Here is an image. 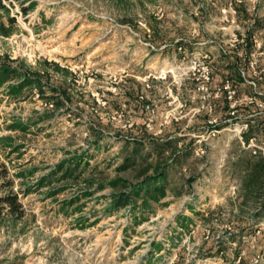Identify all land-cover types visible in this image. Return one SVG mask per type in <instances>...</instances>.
Listing matches in <instances>:
<instances>
[{
    "label": "rangeland",
    "instance_id": "1",
    "mask_svg": "<svg viewBox=\"0 0 264 264\" xmlns=\"http://www.w3.org/2000/svg\"><path fill=\"white\" fill-rule=\"evenodd\" d=\"M253 14L264 0H0V195L14 192L23 210H0V264H264V225L234 227L239 140L210 122L227 108L216 114L189 68L207 53L211 92L229 78L249 94L227 55L244 52ZM16 68L65 79L71 99L13 92ZM168 136L179 140L167 159L191 154L168 169L165 195L143 201L139 166L120 165L134 142Z\"/></svg>",
    "mask_w": 264,
    "mask_h": 264
},
{
    "label": "trees",
    "instance_id": "2",
    "mask_svg": "<svg viewBox=\"0 0 264 264\" xmlns=\"http://www.w3.org/2000/svg\"><path fill=\"white\" fill-rule=\"evenodd\" d=\"M248 21L251 23V27L248 29V36L250 33L255 32L259 38L264 39V16L259 18V16L253 14L248 18ZM246 39V42L242 46L243 48L241 47L244 51H248L252 48L251 41L249 38ZM180 46L183 45L181 44ZM185 49L193 51V46H186ZM244 53L245 52H241V54H229L227 56L231 59L232 64H244L246 62V54ZM263 61L264 56L261 57V62ZM54 66L58 68L56 64H54ZM13 72L16 73V76H14L13 79L24 75L23 77L21 76L22 78H18L16 84H13L11 87L13 92L22 91L25 87L28 88L31 87V85H38L40 93L43 94L45 98L47 97L55 107H61L64 105L65 102L62 95L66 96L69 100L71 99V88L65 79H63L59 86L53 85L43 79L25 76L24 73L22 74L20 72L19 68L14 69ZM235 77L236 79L238 77L240 79L238 71L236 72ZM1 78L4 77L1 76ZM2 81L6 82L7 79L4 78ZM235 85L238 89L239 81L236 82ZM258 86L264 89V82L260 81ZM127 87L128 86H126V88ZM139 93V91H136L134 96H132L138 100L140 99ZM212 100V105L215 110H217L216 114H218L219 110V113L222 111L225 113L227 101L224 96L217 99L213 98ZM248 109V106L241 107V110L244 113L247 112ZM221 126L222 125H219V127ZM251 136H257L264 139L263 118L255 117L251 120L249 129L244 133V138H249ZM185 138L187 137H181L182 140ZM178 140L179 139H176V137L172 138L168 136L166 138L150 141L149 143H141L140 141L134 142L132 153H130L129 156L126 157V160L120 165V170H126L132 166H139L138 168H140V175L143 184L135 190V194H141L143 196V201L150 197L157 199L160 195H165L164 193L166 192L167 186L174 183L173 180L169 178L168 169L178 167L181 164V157L183 158L191 154V148L189 145H186L177 152L171 153L170 156H168V159L166 158V148L170 147ZM192 142L193 140H190V146ZM238 146L239 150L231 162L230 173L235 176L232 185L238 186L235 200L241 206V212H243L241 214L243 216H240V218L236 220V225L234 227L239 228L240 234H245L251 232V229L253 228L252 226H256L258 219H261L264 216V157L252 155L249 151L241 149L240 144H238ZM154 154V158H150ZM137 159H140V162L137 161ZM66 173H71V171ZM196 177L197 176L189 175L186 178L185 183L181 186L187 190ZM177 194H181V190H178ZM127 202H130V198L124 197L116 200V203H118L119 206H121L122 203ZM3 209L8 210L9 214L15 218H20L23 215L21 204L18 202V197L14 192L0 195V210Z\"/></svg>",
    "mask_w": 264,
    "mask_h": 264
},
{
    "label": "built area",
    "instance_id": "3",
    "mask_svg": "<svg viewBox=\"0 0 264 264\" xmlns=\"http://www.w3.org/2000/svg\"><path fill=\"white\" fill-rule=\"evenodd\" d=\"M230 21L234 22V19L232 18ZM248 38L252 43V48L244 51L246 54V62L242 68H239V74L244 84L251 89L249 94H239L234 81L229 78H225L211 92L208 83L211 80L212 68L204 61L208 57L207 53L194 57L191 60L189 68L192 69L193 74L195 72L200 73L201 83L198 89L203 92V99L224 96L227 101L226 117L222 121H217L216 118L210 121L212 126L217 128L214 131L230 130L238 138L241 149L249 151L252 155L264 157V139L257 136L244 138V133L249 129L250 122L253 118L260 117L264 119V89L258 86L260 81L264 82V61L261 62V57L264 56V39L259 38L255 32L250 33ZM236 40V36L232 38L231 45ZM220 48L222 52L226 53V50L222 46ZM243 106L249 107L245 113L241 110ZM149 108L150 105L147 103L145 109L147 110ZM219 125L222 126L219 127ZM237 188V185H233L230 193L233 195L236 194ZM256 225H264V220Z\"/></svg>",
    "mask_w": 264,
    "mask_h": 264
}]
</instances>
